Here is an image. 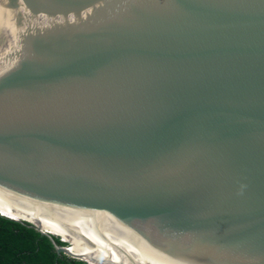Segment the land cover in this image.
<instances>
[{"label": "water", "instance_id": "95a60500", "mask_svg": "<svg viewBox=\"0 0 264 264\" xmlns=\"http://www.w3.org/2000/svg\"><path fill=\"white\" fill-rule=\"evenodd\" d=\"M5 205L88 264H264V0H0Z\"/></svg>", "mask_w": 264, "mask_h": 264}, {"label": "trees", "instance_id": "16d2710c", "mask_svg": "<svg viewBox=\"0 0 264 264\" xmlns=\"http://www.w3.org/2000/svg\"><path fill=\"white\" fill-rule=\"evenodd\" d=\"M53 238L57 244L67 245L58 236ZM0 264L88 263L57 253L50 237L36 230L28 222L0 215Z\"/></svg>", "mask_w": 264, "mask_h": 264}, {"label": "bare ground", "instance_id": "6f19581e", "mask_svg": "<svg viewBox=\"0 0 264 264\" xmlns=\"http://www.w3.org/2000/svg\"><path fill=\"white\" fill-rule=\"evenodd\" d=\"M5 206H7V207L6 208H3L2 206H0V212L1 213L6 214V215H9V216L17 217V215L11 213L10 205H5ZM47 228H49L52 232L57 233V234H60L62 237H65L66 240H70L71 241V245H69L70 246L69 249L72 252H75L80 247V245H81L80 239H78V238H76V237H74V236L66 233L62 229H60L57 226H55L54 224L50 223ZM79 255H82V254H79ZM92 257L98 258V259H108V260L110 259L113 262L119 260L117 258H111V257H106V256H92ZM155 262L158 263V264H168V263H165V262H162V261H158V260H155Z\"/></svg>", "mask_w": 264, "mask_h": 264}]
</instances>
